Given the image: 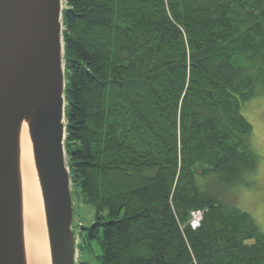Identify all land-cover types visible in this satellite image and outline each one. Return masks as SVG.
Listing matches in <instances>:
<instances>
[{"label": "trees", "instance_id": "16d2710c", "mask_svg": "<svg viewBox=\"0 0 264 264\" xmlns=\"http://www.w3.org/2000/svg\"><path fill=\"white\" fill-rule=\"evenodd\" d=\"M62 25L65 154L95 210L80 254L264 264L257 223L221 199L258 163L241 107L264 93V0H63Z\"/></svg>", "mask_w": 264, "mask_h": 264}, {"label": "water", "instance_id": "95a60500", "mask_svg": "<svg viewBox=\"0 0 264 264\" xmlns=\"http://www.w3.org/2000/svg\"><path fill=\"white\" fill-rule=\"evenodd\" d=\"M63 0H0V264H27L20 178L26 125L50 264H76L65 154Z\"/></svg>", "mask_w": 264, "mask_h": 264}, {"label": "rangeland", "instance_id": "374dc122", "mask_svg": "<svg viewBox=\"0 0 264 264\" xmlns=\"http://www.w3.org/2000/svg\"><path fill=\"white\" fill-rule=\"evenodd\" d=\"M241 114L251 125L250 145L258 157L255 170L244 177V183L232 187L222 195V202L250 214L264 234V93L257 94L241 107ZM71 197L74 212L76 240V264H98L100 246L91 241L90 247L81 254L78 232L81 226L88 227L95 216V210L82 202L80 191L72 188Z\"/></svg>", "mask_w": 264, "mask_h": 264}, {"label": "bare ground", "instance_id": "6f19581e", "mask_svg": "<svg viewBox=\"0 0 264 264\" xmlns=\"http://www.w3.org/2000/svg\"><path fill=\"white\" fill-rule=\"evenodd\" d=\"M19 169L27 264H50L43 206L33 163L31 141L25 124L20 133Z\"/></svg>", "mask_w": 264, "mask_h": 264}, {"label": "built area", "instance_id": "2783aa9c", "mask_svg": "<svg viewBox=\"0 0 264 264\" xmlns=\"http://www.w3.org/2000/svg\"><path fill=\"white\" fill-rule=\"evenodd\" d=\"M193 219H192V226L195 228L198 225V222L200 221L201 214L196 212L192 214Z\"/></svg>", "mask_w": 264, "mask_h": 264}]
</instances>
